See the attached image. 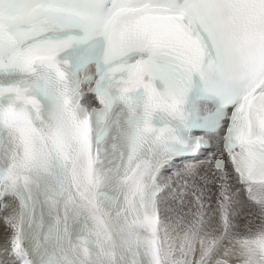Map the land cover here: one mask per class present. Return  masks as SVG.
<instances>
[{
    "label": "snow or ice",
    "instance_id": "obj_1",
    "mask_svg": "<svg viewBox=\"0 0 264 264\" xmlns=\"http://www.w3.org/2000/svg\"><path fill=\"white\" fill-rule=\"evenodd\" d=\"M0 264H264V0H0Z\"/></svg>",
    "mask_w": 264,
    "mask_h": 264
}]
</instances>
